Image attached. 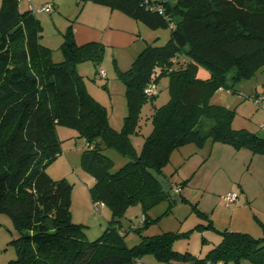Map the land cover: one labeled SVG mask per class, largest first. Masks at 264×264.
Masks as SVG:
<instances>
[{
	"label": "trees",
	"instance_id": "obj_1",
	"mask_svg": "<svg viewBox=\"0 0 264 264\" xmlns=\"http://www.w3.org/2000/svg\"><path fill=\"white\" fill-rule=\"evenodd\" d=\"M93 1L150 29L169 28L166 42H147L129 68L118 73L127 106L118 130L77 71L85 61L101 62L103 44H77L70 21L62 34V59L55 61L52 49L41 42L42 25L32 9H19V0L0 2V213L19 233L9 241L15 251L10 264H129L145 255L163 264L261 263L264 236L220 231L221 240L200 257L173 249L186 234L173 231L141 236L128 246L121 219L129 206L140 204L141 220L130 227L140 233L151 222L147 210L173 199L157 176H164L176 148H202L209 140L264 154V136L234 129V109L211 101L217 90H233L236 82L264 67V0ZM201 67L208 70L206 77L198 76ZM164 77L169 98L159 106L152 103V129L138 152L131 139L140 131L141 108L158 95L148 98L144 90ZM57 125L74 128L85 141L80 163L94 179L88 189L91 201L110 211L106 228L92 241L85 239L83 224L72 221L71 183L47 172L61 153ZM107 149L127 158L116 170Z\"/></svg>",
	"mask_w": 264,
	"mask_h": 264
},
{
	"label": "rangeland",
	"instance_id": "obj_2",
	"mask_svg": "<svg viewBox=\"0 0 264 264\" xmlns=\"http://www.w3.org/2000/svg\"><path fill=\"white\" fill-rule=\"evenodd\" d=\"M44 2L45 0H19V8L21 10L32 8L42 25L41 42L52 49L53 60L60 61L62 59L60 44L67 20L75 18L83 1H56V9L50 13L40 10ZM148 31L151 35L143 33V36H148L147 38L152 36L148 42L156 38L158 45L166 42L169 36V28H160L156 31L149 28ZM145 44L144 41L140 43L139 51ZM137 54L131 57L132 59L125 57L126 60H124L120 55L116 56L117 58L114 57L112 51L106 49L97 66L90 61H85L79 66V74L84 80L87 92L106 107L109 125L116 130L121 128L127 112L125 85L118 77V73L128 69ZM100 70L105 73L102 78L97 76ZM207 75L208 70L204 67L198 70V76L206 77ZM167 81L166 77L160 80V91L156 98L153 101L148 99L141 108L140 131L131 139L138 152L141 150L144 137L152 129L150 120L152 103L159 106L169 98ZM255 94L264 96V67L251 78L236 82L233 90L222 88L217 90L211 97V101L234 109L235 114L231 122L234 129L243 128L264 136V128L260 127V124L264 123V108L254 102L252 96ZM56 132L60 139L61 153L47 167V172L54 179L65 178L71 183L72 221L83 224L86 240H95L106 228L110 211L106 206L95 208L91 201L88 190L91 175L82 168L80 163L85 141L78 137L74 128L68 126L57 125ZM218 144L229 146L208 140L202 148L194 144H186L173 150L168 163L163 167V174L173 185L187 180L182 187L184 191L179 192L181 200L165 199L148 209L147 216L151 222L142 228L140 233L131 230L130 227L141 220L143 213L141 205L137 203L129 206L121 219L123 229H126L124 241L128 246L138 243L141 236L173 231L186 233L175 240L173 249L204 256L221 240L220 231L246 232L256 238L264 236V194L259 198L258 205L255 202L252 204L245 195L241 196L240 189L236 185L240 199L236 203L227 205L222 199L228 193L222 191L226 185L222 184L220 190L212 188L213 182H210L209 173L205 175L201 169L197 170L201 164L200 160L205 158L204 162ZM217 151L222 152V149L217 148ZM104 153L114 162L112 170H116L127 160L113 149H107ZM261 188L264 189V186ZM199 212L204 213L206 217H201ZM208 222L212 223L213 228L197 227V224ZM18 235L10 218L0 213V264H10V260L15 258L14 248L9 241ZM140 261L142 263L134 261L129 264H163L151 255L143 256Z\"/></svg>",
	"mask_w": 264,
	"mask_h": 264
},
{
	"label": "crops",
	"instance_id": "obj_3",
	"mask_svg": "<svg viewBox=\"0 0 264 264\" xmlns=\"http://www.w3.org/2000/svg\"><path fill=\"white\" fill-rule=\"evenodd\" d=\"M56 1L59 2V0H45L43 5L51 3L52 10L50 12H52L56 9ZM82 1L83 5L75 18L67 20V25L70 21L72 22L73 35L77 44L90 41L99 42L103 44L104 50L110 49L114 57L120 55L126 60L125 57L132 59L136 53L140 52L138 47L142 41L145 43L150 41L152 36H149L150 38L143 36V33L151 35L148 31L149 27L141 21L133 19L118 9H111L109 6L93 0ZM81 64L83 63L77 65L78 73H80L79 66ZM217 148H221L222 152L217 151ZM203 159L200 160L201 164L197 170L201 169L205 175L209 173L210 182H213L212 188L220 190L221 185L225 184L222 191L225 193L233 191L237 195V200L233 202L236 203L240 199V195L237 193L236 185H238L241 196L245 195L252 204L258 203L259 198L264 194V189L261 188L264 186V154H252L245 149L235 150L230 145L218 144L204 162ZM224 178L226 179L222 183ZM93 183L94 179L91 177L88 188ZM176 185L178 184L173 186ZM183 191L184 188H181L180 192ZM103 206L105 207V205ZM197 256L201 257V255Z\"/></svg>",
	"mask_w": 264,
	"mask_h": 264
},
{
	"label": "built area",
	"instance_id": "obj_4",
	"mask_svg": "<svg viewBox=\"0 0 264 264\" xmlns=\"http://www.w3.org/2000/svg\"><path fill=\"white\" fill-rule=\"evenodd\" d=\"M41 11H44V12H50L52 10V4L51 3H47L45 5H43L41 8H40ZM98 77L102 78L105 76V73L103 70H100L98 73H97ZM145 93H146V96L148 98L152 97V96H155L158 94V92L160 91V87L159 85H156V84H151L149 85L148 87L145 88ZM254 102L259 105L260 107L264 108V97L262 96H257L255 98H253ZM260 127L264 128V123L260 124ZM180 187L178 185L176 186H173L172 187V191L174 193H178L180 192ZM223 200L226 202L227 205H231L233 202H235L237 200V195L233 192H229L227 193L224 197H223ZM95 208H99V207H102L104 204L102 202H97L95 204H93ZM138 262L142 263L140 260H137ZM210 264H230V263H226L224 261H215V262H211ZM259 264H264V261H262L261 263Z\"/></svg>",
	"mask_w": 264,
	"mask_h": 264
},
{
	"label": "water",
	"instance_id": "obj_5",
	"mask_svg": "<svg viewBox=\"0 0 264 264\" xmlns=\"http://www.w3.org/2000/svg\"><path fill=\"white\" fill-rule=\"evenodd\" d=\"M157 180L160 182L162 190L166 193H170L173 187V184L168 181L164 176H157ZM171 196L179 200L177 193H172Z\"/></svg>",
	"mask_w": 264,
	"mask_h": 264
}]
</instances>
